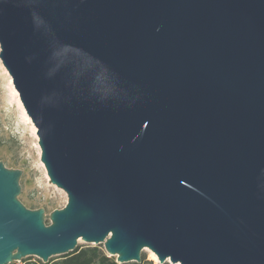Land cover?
Instances as JSON below:
<instances>
[{
	"label": "water",
	"instance_id": "95a60500",
	"mask_svg": "<svg viewBox=\"0 0 264 264\" xmlns=\"http://www.w3.org/2000/svg\"><path fill=\"white\" fill-rule=\"evenodd\" d=\"M0 60L67 196L0 161V264H264V0H0Z\"/></svg>",
	"mask_w": 264,
	"mask_h": 264
},
{
	"label": "rangeland",
	"instance_id": "374dc122",
	"mask_svg": "<svg viewBox=\"0 0 264 264\" xmlns=\"http://www.w3.org/2000/svg\"><path fill=\"white\" fill-rule=\"evenodd\" d=\"M25 115L12 79L0 60V161L9 169L22 170L19 179L21 192L18 199L29 209L43 208L45 215L48 216L53 210L65 206L67 196L63 190L49 181L40 160L41 151L36 128L34 127V134L32 128L34 125L26 115L30 124ZM45 221L49 223L48 217ZM78 245L92 244L79 239ZM101 247L104 250L103 245ZM143 252L147 259L153 261V264H159L153 253L147 249ZM25 259L30 262L43 263L36 257H26Z\"/></svg>",
	"mask_w": 264,
	"mask_h": 264
},
{
	"label": "trees",
	"instance_id": "16d2710c",
	"mask_svg": "<svg viewBox=\"0 0 264 264\" xmlns=\"http://www.w3.org/2000/svg\"><path fill=\"white\" fill-rule=\"evenodd\" d=\"M39 264H153V261L147 259L145 253L142 252L140 262L118 263L116 258L108 256L99 244L77 245L73 251L65 255L53 257L47 263L39 262Z\"/></svg>",
	"mask_w": 264,
	"mask_h": 264
},
{
	"label": "built area",
	"instance_id": "2783aa9c",
	"mask_svg": "<svg viewBox=\"0 0 264 264\" xmlns=\"http://www.w3.org/2000/svg\"><path fill=\"white\" fill-rule=\"evenodd\" d=\"M6 264H39V262L37 263L36 261H27L25 258L24 259H20V260H12Z\"/></svg>",
	"mask_w": 264,
	"mask_h": 264
},
{
	"label": "bare ground",
	"instance_id": "6f19581e",
	"mask_svg": "<svg viewBox=\"0 0 264 264\" xmlns=\"http://www.w3.org/2000/svg\"><path fill=\"white\" fill-rule=\"evenodd\" d=\"M14 93L16 94V92L14 91ZM26 116V115H25ZM26 118H27V120L30 122V120H29V118L26 116ZM30 124H31V122H30ZM32 128H33V131H34V134H35V128H34V126H32ZM151 252V251H150ZM151 253H153V252H151ZM154 254V253H153ZM154 256H155V254H154ZM156 257V256H155ZM157 259V258H156Z\"/></svg>",
	"mask_w": 264,
	"mask_h": 264
}]
</instances>
